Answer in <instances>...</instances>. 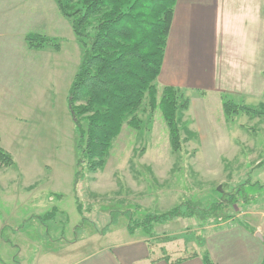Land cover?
Wrapping results in <instances>:
<instances>
[{"label": "rangeland", "instance_id": "374dc122", "mask_svg": "<svg viewBox=\"0 0 264 264\" xmlns=\"http://www.w3.org/2000/svg\"><path fill=\"white\" fill-rule=\"evenodd\" d=\"M5 1L0 64L15 70L0 78V148L12 158V165H0V264L70 261L117 236L102 238L106 228L174 248L200 241L222 222L264 215V115L236 109L227 118L221 111L224 99L264 111V66L253 77L252 62L234 64L229 52V64L215 65L224 76L220 86L180 88L188 107L175 150L160 111L147 110L139 129L123 127L101 169L83 167L76 178L78 134L68 100L84 46L57 0ZM239 3L252 11L237 15ZM225 4L222 42L255 36V60L259 54L263 60L264 0ZM38 34L47 41L35 48L26 37ZM249 71V80L239 77ZM236 88L245 95L222 91ZM161 92L159 84L157 98Z\"/></svg>", "mask_w": 264, "mask_h": 264}, {"label": "trees", "instance_id": "16d2710c", "mask_svg": "<svg viewBox=\"0 0 264 264\" xmlns=\"http://www.w3.org/2000/svg\"><path fill=\"white\" fill-rule=\"evenodd\" d=\"M57 3L84 46L68 100L78 134L75 177L83 167L93 173L101 169L123 127L139 129L140 115L150 114L156 108L175 150L179 117L187 109L188 100L183 99L179 87L162 85L159 98L157 93L176 0H57ZM40 37L27 35L26 40L32 47L40 48L47 41ZM222 109L227 118L236 109L248 115H264L258 108L225 99ZM0 165H12V158L1 148ZM163 258L169 260L167 254ZM201 260L203 264H213L206 252ZM178 262L176 259L172 263Z\"/></svg>", "mask_w": 264, "mask_h": 264}, {"label": "crops", "instance_id": "0c3cea01", "mask_svg": "<svg viewBox=\"0 0 264 264\" xmlns=\"http://www.w3.org/2000/svg\"><path fill=\"white\" fill-rule=\"evenodd\" d=\"M226 1L228 0H176L158 84L179 88H202L205 91L213 90V86H220L219 79H224L215 65L229 64L227 60L232 51L235 57L234 64H241L245 59L252 62L251 75L253 77L258 75L254 72L256 66H260L262 71L264 58L261 60L259 54L255 60L256 47H259L253 41L255 36L240 41L236 39L235 42L230 43L229 40L222 42L224 36L220 35L217 30L220 31L221 26L225 24L224 13L228 11ZM5 2L3 0L2 5ZM17 3L20 5L19 1ZM239 4L243 11L240 7H235V13L240 16L248 13L250 8L242 3ZM6 30L9 31V28ZM247 42L251 50L246 49ZM0 46L7 47L4 40L0 41ZM10 65L11 62L6 65L0 64V78L15 70ZM260 68L257 71L259 73H261ZM225 74L229 77V71ZM248 75L250 71L247 74L242 72L239 77L247 80ZM3 82L0 81V83ZM229 89L222 91L230 92L231 96L245 95L241 89L236 88L233 91ZM214 92L218 93V96L221 94L219 90ZM203 94L205 93L202 91ZM221 111L223 112L222 105ZM224 122L228 124L226 120ZM252 214L260 215L259 219L247 218V221L242 222L234 219L227 223L222 222L210 228L211 230L206 232L200 241L190 239L180 242L173 246L175 249L168 244L159 245L148 242L147 236L144 235L133 236L134 232L128 229L120 234L118 231L111 230L106 234L108 231L106 228L101 233L102 238L108 234L117 233V236H113V240L104 245L103 243L93 244L88 252L82 253L80 249L77 257L61 264H173L172 262L176 259H179L176 264H203L201 255L205 252L213 264H262L264 215L261 212L258 214L252 212ZM164 254L168 255L169 260L163 258Z\"/></svg>", "mask_w": 264, "mask_h": 264}, {"label": "water", "instance_id": "95a60500", "mask_svg": "<svg viewBox=\"0 0 264 264\" xmlns=\"http://www.w3.org/2000/svg\"><path fill=\"white\" fill-rule=\"evenodd\" d=\"M259 238H261L262 239V237L259 235Z\"/></svg>", "mask_w": 264, "mask_h": 264}]
</instances>
